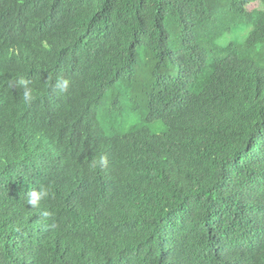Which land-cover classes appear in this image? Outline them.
<instances>
[{
    "label": "trees",
    "instance_id": "trees-1",
    "mask_svg": "<svg viewBox=\"0 0 264 264\" xmlns=\"http://www.w3.org/2000/svg\"><path fill=\"white\" fill-rule=\"evenodd\" d=\"M0 264H264V0H0Z\"/></svg>",
    "mask_w": 264,
    "mask_h": 264
},
{
    "label": "rangeland",
    "instance_id": "rangeland-1",
    "mask_svg": "<svg viewBox=\"0 0 264 264\" xmlns=\"http://www.w3.org/2000/svg\"><path fill=\"white\" fill-rule=\"evenodd\" d=\"M259 3H254L252 4L251 8H258ZM250 31V28H240L238 30H234L232 33L227 34L225 37H223L220 41L219 44L222 46L228 45L230 43H237V44H242L246 37L248 36V33ZM171 47L173 49L176 48V37L172 35V40H171ZM142 62L144 64V70L141 72V77L138 80V83H144V84H149L151 80H148V77H150L151 73L155 70L156 68V62L148 57L146 58L145 54H142ZM165 74L171 75V76H176V71L172 68H166ZM135 103L132 104H127L124 102V106L126 107V112H124V116L131 111V107H134L135 111L133 112V118H132V124L135 125L136 127H142L143 124V112L145 111L144 107L146 106V102L143 99V95L137 91L135 93ZM123 119V117L121 118ZM133 127H126L124 129H121L119 133H124V132H129L132 130ZM151 130L153 133L160 134L163 133L166 130V127L158 125L155 127H151Z\"/></svg>",
    "mask_w": 264,
    "mask_h": 264
},
{
    "label": "clouds",
    "instance_id": "clouds-1",
    "mask_svg": "<svg viewBox=\"0 0 264 264\" xmlns=\"http://www.w3.org/2000/svg\"><path fill=\"white\" fill-rule=\"evenodd\" d=\"M20 85L23 86L24 90L22 93L21 100L24 104H31L34 100L33 90L27 86L28 82L24 79L19 81ZM68 82L65 80L62 83H58V87L61 91L67 89ZM95 164V162H94ZM50 196V191L47 187L41 186L38 190L34 189L29 193V198L27 199V205L31 208L39 207L42 200L48 199ZM45 218H51L54 216V212L45 209L42 213Z\"/></svg>",
    "mask_w": 264,
    "mask_h": 264
}]
</instances>
